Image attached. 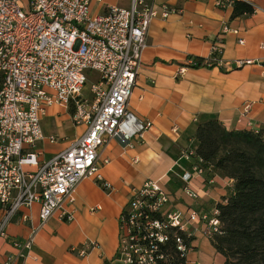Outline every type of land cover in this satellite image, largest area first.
Instances as JSON below:
<instances>
[{
  "label": "built area",
  "instance_id": "built-area-1",
  "mask_svg": "<svg viewBox=\"0 0 264 264\" xmlns=\"http://www.w3.org/2000/svg\"><path fill=\"white\" fill-rule=\"evenodd\" d=\"M105 2L0 0V239L6 238L20 209L36 202L41 205L40 227L57 213L73 218L67 205L75 201L74 193L86 178L111 190L112 184L100 174L101 166L109 163L101 159V148L113 137L132 147L153 126L151 120H140L129 104L151 23L168 17L173 9L149 0H132L123 8L107 5V12L95 7H104ZM222 48L221 41L214 44L203 66H222ZM196 63V57H190L187 66ZM236 63L242 67L255 62L238 59ZM90 71L98 77L89 98L84 89ZM53 105L73 106V122L87 129L69 147L42 160L39 142L59 140L46 135L42 124ZM253 105L254 101L243 105L240 124ZM202 173L204 169L197 165L181 176L186 183L182 193L195 201L201 195L189 182ZM131 192L120 218L118 253L123 264H187L193 249L190 226L201 223V231L210 239L224 233L218 207L204 213L192 207L183 210L159 180L148 179ZM38 229L33 228L25 247L32 246ZM95 245L89 241L79 253L86 255Z\"/></svg>",
  "mask_w": 264,
  "mask_h": 264
},
{
  "label": "crops",
  "instance_id": "crops-1",
  "mask_svg": "<svg viewBox=\"0 0 264 264\" xmlns=\"http://www.w3.org/2000/svg\"><path fill=\"white\" fill-rule=\"evenodd\" d=\"M131 1L106 0L104 7H95L107 12V5L123 8ZM149 1L173 9L168 17L151 23L129 104L140 120L153 121L152 128L132 147L113 137L101 148V159L109 163L101 166L100 174L112 184V190H105L94 178L83 180L74 193L75 201L67 205L73 218L57 213L40 227V203L22 207L9 224L6 238L0 239V264L9 259L10 264H123L118 253L120 218L131 191L148 179L159 180L183 210L192 207L201 213L212 212L232 195L233 178L206 170L194 174L189 182L201 195L195 201L182 193L186 183L181 176L200 166L189 154L198 148L199 123L217 117L230 130L264 128V0H243L251 3L255 12L235 18L233 0H223L222 5L220 0ZM219 41L223 44L222 66H187L190 57L210 58L213 45ZM238 59L255 63L239 67ZM247 101H254V105L240 124L238 117ZM68 111L60 105L47 109L44 132L59 140L39 142L42 160L63 151L86 131L87 126L76 125ZM33 228L39 229L28 248L25 243ZM201 230V223L189 227L193 249L187 264H225L224 255ZM89 241L96 245L81 255L79 250Z\"/></svg>",
  "mask_w": 264,
  "mask_h": 264
},
{
  "label": "trees",
  "instance_id": "trees-1",
  "mask_svg": "<svg viewBox=\"0 0 264 264\" xmlns=\"http://www.w3.org/2000/svg\"><path fill=\"white\" fill-rule=\"evenodd\" d=\"M232 4L234 18L255 12L249 2ZM196 59L193 67H203L206 59ZM1 84L0 77V88ZM196 133L198 148L193 155L204 171L235 180L232 195L217 205L224 233L212 239L215 247L225 264H264V128L230 130L210 117L198 124Z\"/></svg>",
  "mask_w": 264,
  "mask_h": 264
},
{
  "label": "rangeland",
  "instance_id": "rangeland-1",
  "mask_svg": "<svg viewBox=\"0 0 264 264\" xmlns=\"http://www.w3.org/2000/svg\"><path fill=\"white\" fill-rule=\"evenodd\" d=\"M89 81H87L88 83H87V85H86V87H85V89H84V96H86V97H92V94L90 93V87H91V84H92V82H95V80L97 79V77H98V73H96V72H94V71H90L89 73ZM67 110H69L68 112L70 113V114H72L73 112H72V110H74V107L73 106H71V108L69 107V108H67ZM44 127L45 128H47V126L44 124ZM112 190V189H111ZM110 190V191H111Z\"/></svg>",
  "mask_w": 264,
  "mask_h": 264
}]
</instances>
